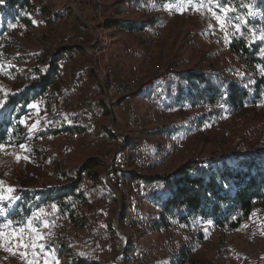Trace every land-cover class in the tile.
Masks as SVG:
<instances>
[{
	"label": "rangeland",
	"instance_id": "obj_1",
	"mask_svg": "<svg viewBox=\"0 0 264 264\" xmlns=\"http://www.w3.org/2000/svg\"><path fill=\"white\" fill-rule=\"evenodd\" d=\"M88 1L92 2L49 0L56 14L66 10L71 17L57 26L53 24L52 27L34 19L31 29L18 30L20 36L16 38V49L13 52L1 51L0 108L8 96L14 95L26 85L34 76L35 70H45L46 61L53 58L57 49L83 45L89 57L75 54L73 59H64L66 68L62 71L63 94L38 99L27 107L29 111L21 119L29 133L26 144L18 148L0 145V220L7 219L0 226H8L0 234V264H60L51 245L57 241L70 242L78 252L88 256L101 255L113 264H124L122 257L129 248L132 249L134 258L130 264H147L152 261L151 256L164 259L184 244L187 234L181 227L154 229L153 223L159 211L147 199L138 201V210L135 212H140L141 219L138 223L147 225L142 231H139L136 220L134 233L125 224L120 225L119 219H116L120 211L119 202H122L120 194L113 202L111 215L108 217L111 235L115 240L114 250L106 255L101 248L99 251L94 242L95 218L99 210L93 204L91 195L95 199L99 198L82 168L91 159L100 160L101 165L96 171L105 183L106 180L109 183V163L116 149L121 148L124 143L122 135L132 132L126 113L130 106L136 110L144 126L141 132H144V140L140 143V151L145 156L147 168L141 171V175L150 179H158L190 160L208 164L224 157L231 150L252 151L256 147H264V98L258 106L248 107L245 112L239 113L227 112L223 102H220L215 107V114L204 119L203 114L211 110L210 106H203L197 111L188 107L165 109L163 97L159 96L167 84L161 90L156 87L154 90L148 89L139 97H132L134 92L115 98L106 95L103 90L101 79L108 67L113 68L114 80L120 83L131 80L140 72L142 84L157 86L163 77L159 72L164 69L168 81L172 74L181 72L224 70L231 81L247 84V74L241 63L232 56L226 43L222 42L223 36L228 35L229 31L218 28L215 19L206 13L205 7L196 2L190 10L188 0H172L171 3L160 4L156 10L151 4L152 15L159 18L163 25L160 29L143 35L121 33L105 25L104 12H109L110 8L122 9L124 13L120 19L123 21L140 22L149 18V9L138 11L129 7L130 3L137 0H98L101 16L95 14L93 8H85ZM143 1L148 3L149 0ZM77 21L86 27L88 33L86 29H81ZM68 38L70 44H61L54 48L57 40L62 39L63 42ZM101 38L115 46L109 45L106 50L101 49L94 58L90 53ZM77 39L81 42L73 41ZM17 58L21 61L17 62ZM252 80L254 79L249 81ZM99 83L102 92L99 91ZM76 86H81L82 89L79 103L67 105L65 97L69 89ZM150 91L154 92L152 96L156 100L147 99ZM99 98L104 101L110 114H101L97 135L105 136L104 129L108 128L116 136L112 138L110 146L105 147L94 139H89L88 142L69 139V133L65 132L42 136L43 133L67 126H80L79 114L88 108L97 110L96 103ZM154 104L161 108L157 110L158 107L154 108ZM197 121H202L201 125H197ZM102 123L104 127H100ZM163 131H175L176 134L170 143L174 145L167 144L164 149L157 137ZM177 144L181 148L175 159L164 163L162 154ZM122 172L128 173L127 170ZM74 182H79L80 188L86 191L89 202V205L81 208L79 221L82 226L73 225L50 201H47L48 209L57 215L58 221L41 220L29 206L32 215L26 224L18 225L8 219L9 207L12 211L17 209L25 194L31 197L37 194L41 196V200L46 201L44 198L49 193ZM84 183L87 187H84ZM9 188L12 191H8ZM114 190L118 189L111 188L110 193L116 196L113 194ZM124 194L130 211L129 193ZM114 223L123 234L115 231ZM14 225L20 227L21 231L11 230ZM202 228L206 229L207 225L203 224ZM112 230L118 238L114 237ZM132 241L136 242V249L131 248ZM195 257L200 264H264V209H256L237 234L221 238L216 231H209L207 242L196 249Z\"/></svg>",
	"mask_w": 264,
	"mask_h": 264
},
{
	"label": "trees",
	"instance_id": "obj_2",
	"mask_svg": "<svg viewBox=\"0 0 264 264\" xmlns=\"http://www.w3.org/2000/svg\"><path fill=\"white\" fill-rule=\"evenodd\" d=\"M171 2L172 0H149L146 3L143 0H137L133 3L138 11H146L150 10L151 4L156 10L160 4ZM104 13L106 27L121 33L146 35L152 30L160 29L163 25L159 18L152 15V9L147 11L151 14L150 17L140 22L121 20L120 17L124 12L119 8L113 10L110 8L109 12ZM56 17L57 14L52 10L49 0H0V54L1 51L13 52L16 49V38L20 36L18 34L20 28L28 31L34 26V19L52 27ZM77 23L81 29H86L81 22L77 21ZM261 24L264 25L263 22ZM86 33H88L87 29ZM263 46L264 44H258L251 50L237 37L231 45L232 56L241 63L243 71L247 74V84L231 81L224 70L217 72L192 70L172 74L162 95L159 96L163 97L164 108L188 107L197 111L203 106H210L211 110L203 114V118L207 119L215 114V107L220 102H223L224 109L230 113L245 112L248 107L258 106L264 98V54L260 52ZM75 54L89 57L83 45L61 47L54 51L52 59L46 61L45 70H35L34 76L20 91L7 97L0 108V145L18 148L29 141V133L21 123L22 117L29 111L27 107L38 99L63 94L64 77L60 64L67 57L73 59ZM16 61L21 60L17 58ZM251 78L254 79L252 82L249 81ZM142 82L143 79L138 82L137 90L132 97H139L148 89L154 90V84H142ZM99 87L101 88L99 91L102 92L100 83ZM152 94L154 92L150 91L147 99ZM96 109L100 114L105 113L107 116L110 114L100 98L96 103ZM197 122H199L197 125L202 123V121ZM100 127H104L103 123ZM82 131L81 126H67L47 134L43 133L42 136L62 132L75 134ZM104 132L103 135L111 139L116 138L108 128H105ZM143 134L144 132L138 137L140 142L144 140ZM169 134L172 138L176 136L175 131ZM100 165V160L91 159L85 163L82 172L87 173L92 183L91 188L99 199L116 201L117 197L111 195L110 190L114 187L118 189L123 206L122 216L119 219L120 225L124 226L129 207L119 182L123 176H128L130 180L142 178L146 182H161L158 195H144L140 199V202L147 199V202L159 211L153 223L154 229L178 226L187 234V240L176 252L164 259L151 256L152 261L147 264H200L195 257V251L207 242L209 231H216L221 238L237 234L256 209H264V147H256L252 151L231 150L224 157L208 164L190 160L158 179H150L137 173L122 172L117 169L114 162L109 168L107 184L96 171ZM45 199L54 203L58 212L73 225H83L79 221V215H81V208L89 205V202L86 191L80 188L79 182L56 189ZM28 204L38 205L33 197L25 194L17 209L12 211L9 207L8 219H12L18 225L26 224L27 219L32 215ZM135 214L137 225L138 220L141 219L140 212ZM6 220L4 218L0 220V224ZM203 224L207 225L206 229L202 228ZM112 233L114 234L113 230ZM114 237L118 238L115 234ZM94 242L100 251L96 238ZM51 245L60 264H113L101 255L88 256L78 252L70 242L57 241ZM132 252L129 248L124 253L122 257L124 264H130L133 261Z\"/></svg>",
	"mask_w": 264,
	"mask_h": 264
},
{
	"label": "built area",
	"instance_id": "obj_3",
	"mask_svg": "<svg viewBox=\"0 0 264 264\" xmlns=\"http://www.w3.org/2000/svg\"><path fill=\"white\" fill-rule=\"evenodd\" d=\"M86 1V0H85ZM200 3L203 7H205L206 13L210 14L215 19V24L218 28H224L229 31L228 35L223 36V43H226L227 49L231 52V45L233 44L234 39L240 38L248 48L253 50V47L258 44H264V0H254L249 2L248 0H188L187 5L191 10L195 3ZM100 2L98 0H92V2L88 1L84 6L85 8L94 10L95 14L101 16V8L99 7ZM199 7H202V6ZM130 8H135L134 3H130ZM69 12L66 10L60 11L57 13V17L54 21V25H59L63 20H67L70 18ZM219 17V19H217ZM261 22V23H260ZM222 31H225V30ZM98 39V38H97ZM75 42L80 43L81 40H73ZM70 38L68 40L62 39L57 40L54 44V48L59 47L61 44H70ZM111 45L115 46L111 42L106 39H102L97 42L96 46L93 48L90 53L94 58H96L97 54L101 51V49H105ZM118 48V47H117ZM260 52L264 54V46L261 48ZM132 54V52H131ZM67 61L69 58H66ZM61 71H64L66 68V61H62L60 64ZM98 72V70H96ZM160 74L163 75L162 79L157 83L156 89H162L168 83V78L166 75V71L161 69ZM103 79H101L103 83V90L109 96H114L115 98L121 97L124 95H130L136 92L138 82L142 77L140 72L136 73L131 80L120 83L117 80H114V72L113 68H107V71L104 73ZM82 94L81 86L71 87L68 91V94L65 97V103L67 105H77L79 103V98ZM154 96H150L149 98L156 100L153 98ZM114 100V99H113ZM154 108L161 106L153 105ZM127 120L129 123V128L132 132H129L125 135H122L123 142L119 152L116 155L115 162L117 169L120 171L131 172L141 174V171L146 170L147 164L145 160L144 154L140 151V141L138 137L140 136L142 130H144V126L142 121L137 115V112L131 106L127 108ZM101 114L95 110L94 108L84 109L78 116L79 125L82 127L83 131L81 133L69 134V139L82 140L88 142L89 139H94L98 143L103 144L105 147L110 146L112 144V139L107 136H99L97 135V128L99 123L101 122ZM158 139L161 143L162 148L167 144L173 142V139L169 132L163 131L158 134ZM174 145V144H170ZM181 148V145L174 146L171 150H167L162 154V161L164 163L172 162L173 159L177 156ZM120 189L125 193H129V198L131 199L130 207L128 215L125 218L124 224L127 229L134 233L135 231V218L133 213L138 210V201L140 200L142 195L156 196L160 193L161 190V182L152 183L146 182L142 178H137L135 180H130L128 176H123L120 179ZM128 184V185H127ZM84 187H87V184H83ZM130 190V192H129ZM113 194L119 196L118 190H114ZM32 197L35 199V202L38 205L28 204L29 207L33 208L35 212L42 219L54 220L58 221V217L52 210L48 209V202L41 200V196L37 194H33ZM91 197L94 199L93 204L99 210V214L95 218V236L100 248L104 254H110L114 250V238L111 235L108 217L111 215V207L113 201L111 199H95L93 195ZM45 199V198H44ZM118 216V215H117ZM1 219V218H0ZM117 219V217H116ZM61 220V218H60ZM140 228H144L145 225L142 222L138 223ZM6 225L0 226V234H3L7 230ZM113 227L116 232H118L119 227L113 224ZM14 232H20V227L14 225L11 229ZM117 234V233H116ZM131 248L136 249V242L132 241ZM138 257V255H137Z\"/></svg>",
	"mask_w": 264,
	"mask_h": 264
},
{
	"label": "water",
	"instance_id": "obj_4",
	"mask_svg": "<svg viewBox=\"0 0 264 264\" xmlns=\"http://www.w3.org/2000/svg\"><path fill=\"white\" fill-rule=\"evenodd\" d=\"M120 149H122V148H118V149H116V151H115V153H114V155H113V157H112V159H111V162L109 163V167L113 164V162H114V160H115V157H116V154H117V152H118ZM106 183H108L107 180H106ZM119 206H120V209H119L120 211H119V213H118L117 219H120V217L122 216V202H121V201L119 202ZM118 233L123 234V232H122L121 229L118 230Z\"/></svg>",
	"mask_w": 264,
	"mask_h": 264
},
{
	"label": "snow or ice",
	"instance_id": "obj_5",
	"mask_svg": "<svg viewBox=\"0 0 264 264\" xmlns=\"http://www.w3.org/2000/svg\"><path fill=\"white\" fill-rule=\"evenodd\" d=\"M217 19H219V17H218ZM8 191H12V189H11V188H9V189H8ZM24 246L26 247V245H24Z\"/></svg>",
	"mask_w": 264,
	"mask_h": 264
},
{
	"label": "crops",
	"instance_id": "obj_6",
	"mask_svg": "<svg viewBox=\"0 0 264 264\" xmlns=\"http://www.w3.org/2000/svg\"><path fill=\"white\" fill-rule=\"evenodd\" d=\"M55 13H56V12H55ZM124 16H125V15H124ZM131 20H135V19H131ZM131 20H130V21H131ZM155 176H156V175H155ZM6 222H7V221H6ZM4 225H5V224H4Z\"/></svg>",
	"mask_w": 264,
	"mask_h": 264
}]
</instances>
